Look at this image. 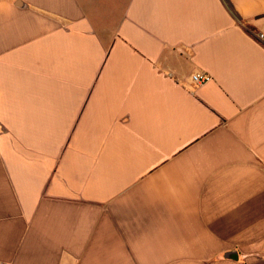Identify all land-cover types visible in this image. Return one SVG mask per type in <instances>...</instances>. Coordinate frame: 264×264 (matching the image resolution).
Here are the masks:
<instances>
[{
	"label": "crops",
	"instance_id": "crops-1",
	"mask_svg": "<svg viewBox=\"0 0 264 264\" xmlns=\"http://www.w3.org/2000/svg\"><path fill=\"white\" fill-rule=\"evenodd\" d=\"M261 34L264 0H0V264H264Z\"/></svg>",
	"mask_w": 264,
	"mask_h": 264
},
{
	"label": "built area",
	"instance_id": "built-area-1",
	"mask_svg": "<svg viewBox=\"0 0 264 264\" xmlns=\"http://www.w3.org/2000/svg\"><path fill=\"white\" fill-rule=\"evenodd\" d=\"M260 37L264 38V35L261 34ZM192 79H193L194 83L197 84L198 86H201V85L205 84L208 81V77L204 76V75H201V74L193 75Z\"/></svg>",
	"mask_w": 264,
	"mask_h": 264
}]
</instances>
